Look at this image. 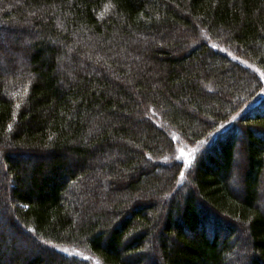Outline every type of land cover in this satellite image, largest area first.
Here are the masks:
<instances>
[{"label":"trees","instance_id":"16d2710c","mask_svg":"<svg viewBox=\"0 0 264 264\" xmlns=\"http://www.w3.org/2000/svg\"><path fill=\"white\" fill-rule=\"evenodd\" d=\"M258 72L264 0H0V264H264Z\"/></svg>","mask_w":264,"mask_h":264},{"label":"rangeland","instance_id":"374dc122","mask_svg":"<svg viewBox=\"0 0 264 264\" xmlns=\"http://www.w3.org/2000/svg\"><path fill=\"white\" fill-rule=\"evenodd\" d=\"M258 73H259V75L261 76L262 81L264 82V75H263L262 73H260V72H258ZM263 98H264V89H263V91L258 95V97L254 100L253 103H255V102L257 103V102H259V100H261V99H263ZM253 103H251V104L247 107V109H245L244 111L248 110L249 107L252 106ZM254 105H255V104H254ZM254 105H253V106H254ZM253 106H252L251 108H253ZM242 113H244V112H242ZM229 126H230V124L226 125V128L229 127ZM213 136H215V135H213ZM180 144H181V145L178 147L179 154H178V157H177V158H179L181 161H183V163L185 164V167H187V166L192 162V159H193L194 155H196V153H198L199 149H200L201 146H202V143L199 144V145H197V146H195V147L188 146V145H185V144L183 145V143H180ZM179 159H178V160H179ZM239 234L243 236L242 239H241V241H240V243H239V249L242 250V251H244V249H245L246 246H247V244H246V240H245L246 237H245L244 234L241 232V230H240ZM242 251H241V252H242ZM66 252H67V250H66ZM69 253H74L75 255H80V256H82V257L88 258L86 255L81 254V253H79V252H77V251H75V250L69 251ZM91 261H94V260L91 259ZM94 264H95V262H94Z\"/></svg>","mask_w":264,"mask_h":264},{"label":"snow or ice","instance_id":"6c2138e0","mask_svg":"<svg viewBox=\"0 0 264 264\" xmlns=\"http://www.w3.org/2000/svg\"><path fill=\"white\" fill-rule=\"evenodd\" d=\"M66 251V250H65Z\"/></svg>","mask_w":264,"mask_h":264}]
</instances>
